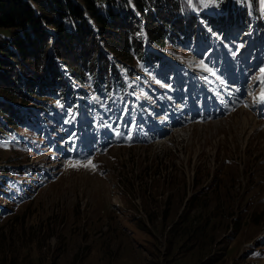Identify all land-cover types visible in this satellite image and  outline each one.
Here are the masks:
<instances>
[{"label":"rangeland","instance_id":"374dc122","mask_svg":"<svg viewBox=\"0 0 264 264\" xmlns=\"http://www.w3.org/2000/svg\"><path fill=\"white\" fill-rule=\"evenodd\" d=\"M199 2L200 11H222L215 0ZM249 30L230 26L220 44L186 40L164 49L199 65L217 45L204 67L239 57L250 68L252 56L237 47ZM132 62L137 71L148 67ZM170 68L181 76L177 65L148 72L165 80L167 92ZM147 90L151 101L156 93ZM90 94L96 104L89 97L75 110L48 94L44 110L33 109L25 125L0 136V165H17L0 177V264H264V126L257 122L264 117L253 101L140 143L127 130L137 124L129 123L127 103ZM99 126L106 127L102 146L96 136L85 159L63 154ZM89 161L92 167L78 166Z\"/></svg>","mask_w":264,"mask_h":264},{"label":"trees","instance_id":"16d2710c","mask_svg":"<svg viewBox=\"0 0 264 264\" xmlns=\"http://www.w3.org/2000/svg\"><path fill=\"white\" fill-rule=\"evenodd\" d=\"M79 1L81 4L75 0H33L34 7L29 0H0V134L29 118L30 109H21L14 102L34 101L44 106L49 93L63 102L70 99L74 105L78 95L61 66L80 84L89 76L90 88L97 92L108 94L113 87L116 94H123L115 63L99 42L115 57L131 61L134 55L158 60L152 53L145 55L142 27L160 47L170 42L176 45L199 33L207 35L189 9L188 0H132L139 16L129 0ZM215 1L226 12L200 13L204 25L219 29L228 21L249 24L245 0ZM251 2L257 23L262 26L258 2ZM85 9L94 26L85 16ZM46 27L55 29L54 38ZM78 94L82 100L86 97L81 89Z\"/></svg>","mask_w":264,"mask_h":264},{"label":"snow or ice","instance_id":"6c2138e0","mask_svg":"<svg viewBox=\"0 0 264 264\" xmlns=\"http://www.w3.org/2000/svg\"><path fill=\"white\" fill-rule=\"evenodd\" d=\"M260 72L262 75H264V68L260 69ZM258 98L260 101L264 102V90L261 91ZM71 166H77V165H71ZM78 166L92 167L93 165L91 164V161H89L88 164L78 165Z\"/></svg>","mask_w":264,"mask_h":264},{"label":"bare ground","instance_id":"6f19581e","mask_svg":"<svg viewBox=\"0 0 264 264\" xmlns=\"http://www.w3.org/2000/svg\"><path fill=\"white\" fill-rule=\"evenodd\" d=\"M244 108V107H243ZM243 111H244V109H243ZM248 114H250V113H248ZM250 115H252V114H250ZM252 116H254V115H252ZM255 117V116H254ZM256 118V117H255ZM256 120H257V118H256ZM246 122V121H245ZM257 122L259 123V126L258 127H263L264 126V123L262 122V121H260V120H257ZM210 123V122H209ZM205 124H207V123H205ZM264 129V128H263ZM262 129V130H263Z\"/></svg>","mask_w":264,"mask_h":264}]
</instances>
